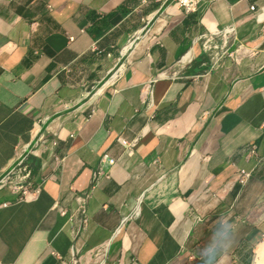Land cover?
Returning a JSON list of instances; mask_svg holds the SVG:
<instances>
[{"label": "crops", "instance_id": "obj_1", "mask_svg": "<svg viewBox=\"0 0 264 264\" xmlns=\"http://www.w3.org/2000/svg\"><path fill=\"white\" fill-rule=\"evenodd\" d=\"M262 11L0 0V180L25 156L40 186L0 188V262L256 264L264 165L245 184L236 168L257 164L249 146L264 158ZM230 25L243 46L219 57L210 33Z\"/></svg>", "mask_w": 264, "mask_h": 264}, {"label": "built area", "instance_id": "obj_2", "mask_svg": "<svg viewBox=\"0 0 264 264\" xmlns=\"http://www.w3.org/2000/svg\"><path fill=\"white\" fill-rule=\"evenodd\" d=\"M145 1V0H144ZM179 5L185 10V12H194L197 10L199 4L203 0H176ZM255 6L252 5L251 9H254ZM262 15V18L264 20V11L260 13ZM235 27L233 25L227 26L224 29H215L210 33V35L213 37L219 35L221 37V43L218 45L219 52L218 56L222 57L225 55H235V51L238 50L240 47L243 46V44H239L237 47L238 49L230 50L228 47V43L231 37L235 36ZM120 71L119 69L116 70L113 73V77H117L119 75ZM144 90H147L148 87L144 86ZM144 94V93H143ZM137 139H134L133 141H127L123 140V142L126 145H133ZM249 155H256L258 157L257 164L254 165L251 168H245V167H238L236 168V174H237V180L240 184H245L252 176L253 174L259 169L260 166L264 165V158L259 154V150L256 146H249L245 150ZM102 160L107 161L109 164H113L115 162V159L112 157H109L108 153L105 152L102 155ZM108 176V174H106ZM9 185L11 191L18 195L19 201H25L27 200L32 194H37L40 191V186L33 185V182L31 180V167L26 160L25 156H22L19 161L15 164V166L0 180V188ZM88 194L86 193L83 196V204L80 205V211H81V220L82 223L87 222V214H86V201H87ZM7 204V203H3ZM55 207L59 208V211L62 215L67 216L69 213L67 208L59 207L58 203H55ZM205 219H208L204 216H198L197 221H204ZM0 264H13L9 262H3L1 261Z\"/></svg>", "mask_w": 264, "mask_h": 264}, {"label": "bare ground", "instance_id": "obj_3", "mask_svg": "<svg viewBox=\"0 0 264 264\" xmlns=\"http://www.w3.org/2000/svg\"><path fill=\"white\" fill-rule=\"evenodd\" d=\"M130 47H131V45H130ZM257 254L258 255H257V259H256V264H264V242H263V244H261L259 246Z\"/></svg>", "mask_w": 264, "mask_h": 264}]
</instances>
